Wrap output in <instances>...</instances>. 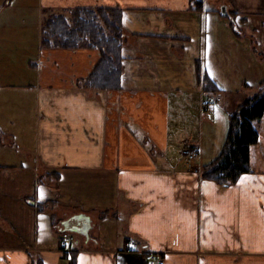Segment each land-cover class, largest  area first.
<instances>
[{"label": "crops", "instance_id": "crops-1", "mask_svg": "<svg viewBox=\"0 0 264 264\" xmlns=\"http://www.w3.org/2000/svg\"><path fill=\"white\" fill-rule=\"evenodd\" d=\"M205 1L0 0V264H264V114L251 172L227 186L202 175L264 79V0H221L255 17L239 34ZM79 6L122 9L120 89L77 86L98 49L41 45L45 12ZM82 222L87 235L70 230Z\"/></svg>", "mask_w": 264, "mask_h": 264}, {"label": "trees", "instance_id": "trees-1", "mask_svg": "<svg viewBox=\"0 0 264 264\" xmlns=\"http://www.w3.org/2000/svg\"><path fill=\"white\" fill-rule=\"evenodd\" d=\"M191 3L196 9L202 5L201 0H191ZM45 13L47 17L41 28L42 47L96 48L100 52V58L90 74L79 80L77 86L86 89H120L124 61L122 49L126 40L122 9L79 6L70 9L69 15L50 11ZM230 13L236 16L234 11ZM197 66L200 75V66ZM203 87L208 93L220 94L209 76L203 77ZM256 89V94L245 98L231 112L228 132L220 153L203 166L204 179L227 186L236 182L242 174L251 172V146L259 141L256 122L264 114V79L257 84ZM209 104L212 101L209 100Z\"/></svg>", "mask_w": 264, "mask_h": 264}, {"label": "rangeland", "instance_id": "rangeland-1", "mask_svg": "<svg viewBox=\"0 0 264 264\" xmlns=\"http://www.w3.org/2000/svg\"><path fill=\"white\" fill-rule=\"evenodd\" d=\"M205 2H206L205 4L207 5V7L204 8V9L209 10V12H214L213 10H215L216 12H214V13H216L218 15V17H219L218 19H221L220 21L227 22L231 26V28H233L232 27L233 25L235 26V28L237 30V32H236L237 34H239V32H241V31L244 32L245 31V29H244L245 26H247L248 24H253V22H254L253 20H254L255 17L253 15L251 16L250 14L244 13V14H238V15L235 16V14H231L230 13V11H231L230 7L227 8L229 15L228 16H221L220 15L221 8H222V6L225 5L224 3H222L221 0H219V1H217V0H206ZM67 14L69 15V13H67ZM245 17H248V18H245ZM232 23H233V25H232ZM216 30H218V31L221 30L220 25L215 27V32H216ZM245 32H247V31H245ZM220 37H221L222 41H226L228 39V35L225 34L224 31L221 33ZM241 37L250 39L251 40L250 42L254 43L257 48L263 47L262 46L263 44L259 40V39L263 40V38H260V37H258L259 39L252 38V37H250L248 35H241ZM252 39H253L254 42L252 41ZM34 49L35 48L32 47V49H31L32 54H36V53H34ZM21 57L22 56H18V58H21ZM15 63L17 65V68L14 71H20V70H17V69H19L21 66L19 65L18 62H15ZM257 65H259V63ZM22 69H25V68L22 67ZM14 80L20 81V79H16V78ZM33 108L34 107H30V108L27 107L26 108L27 111L29 112L30 118H34L35 117V110H33ZM8 115H9L8 113H4L2 110H0V119H5L4 121L6 122V120L9 119ZM24 137L27 138L25 133H24ZM177 155H179V154H177Z\"/></svg>", "mask_w": 264, "mask_h": 264}, {"label": "built area", "instance_id": "built-area-1", "mask_svg": "<svg viewBox=\"0 0 264 264\" xmlns=\"http://www.w3.org/2000/svg\"><path fill=\"white\" fill-rule=\"evenodd\" d=\"M209 102L204 105V110L209 109ZM183 154L187 157L188 161L192 162L197 160L200 157V150L196 147H187L183 150ZM74 237L70 235H64L63 238V250H68L69 244L73 241ZM128 251H136V247L132 245V242L129 241V245L127 247ZM145 259L153 264H163L164 261L162 258H155L151 253L146 254Z\"/></svg>", "mask_w": 264, "mask_h": 264}, {"label": "water", "instance_id": "water-1", "mask_svg": "<svg viewBox=\"0 0 264 264\" xmlns=\"http://www.w3.org/2000/svg\"><path fill=\"white\" fill-rule=\"evenodd\" d=\"M221 14L222 15H227L228 14V10H227V6H222V8H221ZM76 218L77 219H81V217L80 216H76ZM69 224H70V220H66L65 222H64V225H66V226H69ZM80 224H82L81 225V227H74L73 229H70L71 231H75V232H81V233H84V234H88V232H89V229H90V226L88 225V223H85V222H82V223H80Z\"/></svg>", "mask_w": 264, "mask_h": 264}, {"label": "snow or ice", "instance_id": "snow-or-ice-1", "mask_svg": "<svg viewBox=\"0 0 264 264\" xmlns=\"http://www.w3.org/2000/svg\"><path fill=\"white\" fill-rule=\"evenodd\" d=\"M246 179H253V178L252 177H244V178H242L241 182L243 183V181Z\"/></svg>", "mask_w": 264, "mask_h": 264}]
</instances>
